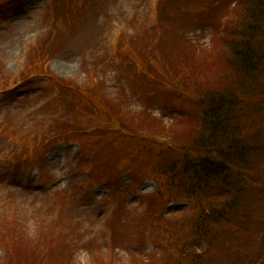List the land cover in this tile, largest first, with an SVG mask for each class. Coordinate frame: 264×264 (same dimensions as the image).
Masks as SVG:
<instances>
[{
    "label": "rangeland",
    "instance_id": "374dc122",
    "mask_svg": "<svg viewBox=\"0 0 264 264\" xmlns=\"http://www.w3.org/2000/svg\"><path fill=\"white\" fill-rule=\"evenodd\" d=\"M203 1L180 2L178 7L173 4L171 9L183 7L190 13L172 21L163 17L158 25L166 4L163 0H0V264L7 257L4 247L10 235L14 242L24 244L35 243L37 236L48 244L58 238L56 248L67 244L74 250L70 264H99L98 258H103L104 264H176L172 251L159 243L157 233L153 240L143 236L139 243V238H133L127 230L122 246H114L110 225H118L119 220L135 223L145 213L151 217L146 222L154 224L156 217L157 226L171 223L177 238L188 231L190 205L173 203L163 209V205L156 210L146 209L147 196L155 192L154 184L142 180L136 184L120 171L104 180L113 184L112 191L103 181L89 180L88 168L78 158L79 147L68 134L75 124L71 118L74 114L65 106L66 100L61 99L56 106L51 103L58 92L48 79L82 87L90 85L93 76L91 80L105 90V97L124 92L122 97L111 96L109 100L121 113L124 124L144 131L147 137L164 138L177 146L188 144L191 130L181 133V129H171L183 112L168 109L174 108L168 93L162 91L155 97L159 99L157 105L145 96L137 99L130 74L119 70L109 57L114 40L120 36L133 48L135 39L138 54L148 53L162 36L166 45L181 38L179 42L193 43L189 54L194 55L196 69L204 73L208 84L222 82L228 70L217 72L216 68L217 57L226 58L220 31L229 21V11H236L237 6L226 0L220 5L216 2L221 0ZM198 6L203 9L197 11ZM139 34L146 37L140 38L144 43L138 42ZM38 55L44 57L43 63L48 58L42 65L47 74L35 77L28 65ZM74 100L78 101V95ZM144 106L147 116L143 122L138 114ZM261 116L264 120V113ZM54 117L62 122H55ZM50 128L55 130L50 133ZM251 137L254 143L264 146V121ZM118 144L124 147L123 142ZM261 214L264 221V211ZM61 229L68 232L62 235ZM197 247L204 249L202 244ZM221 247H213L219 257L230 254ZM252 264H264V251Z\"/></svg>",
    "mask_w": 264,
    "mask_h": 264
},
{
    "label": "trees",
    "instance_id": "16d2710c",
    "mask_svg": "<svg viewBox=\"0 0 264 264\" xmlns=\"http://www.w3.org/2000/svg\"><path fill=\"white\" fill-rule=\"evenodd\" d=\"M202 1L198 0L199 4ZM226 1L235 3L237 8L232 13L229 11V21L224 22L220 31L226 58L221 60L218 56L216 68L217 72L221 68L228 70L222 82L214 80L213 86L208 84L204 73L196 69L194 55L189 54L194 49L193 43L179 42L181 38L166 45L162 36L148 53L138 54L135 39L134 49L120 36L114 40L109 57L119 70L130 74L137 99L145 96L156 103L159 93H168L167 99L174 106L168 109L178 108L183 112L181 119L175 118L171 129L174 132L181 129V133L191 130L192 139L188 144L177 146L164 138L147 137L144 131L124 124L121 113L110 103L111 96L122 97L124 92L105 97V90L91 80L93 76L90 85L82 87L48 79L58 92L51 103L56 106L61 99L66 100L65 106L74 114L71 118L75 124L69 127L68 134L79 147L78 158L88 168L89 180L103 181L112 191L113 184L104 180L120 171L136 184L142 180L155 185V192L146 198V209L156 210L162 205L163 209L173 203L188 204L192 208L187 218L188 231L179 234L181 237L175 238L171 223L157 226L156 217L152 224L145 221L151 217L143 213L136 219L137 224L119 220L118 225H110L114 246H122L128 230L133 238H139V243L144 240L143 236L153 240L157 233L159 243L172 251L176 264H252L264 251L261 233L264 221L260 219L264 211V146L254 143L251 137L264 121L261 116L264 113V0ZM163 2L166 4L161 9L158 25L163 17L172 21L190 13L189 9L180 7L176 11L170 6L180 2L193 4L194 0ZM216 3L220 5L222 0ZM202 9L197 7V11ZM136 38L141 44L146 37L139 34ZM44 60L42 55L31 60L28 68L33 76L47 74L42 65L48 58L45 63ZM77 95L78 101H75ZM146 108L137 113L143 122ZM59 109L62 112L63 107ZM63 111L65 114L66 110ZM54 118L55 122H62L61 118ZM53 130L50 128V133ZM118 141L124 147L120 148ZM84 189L89 190L88 186ZM65 231L60 234L64 235ZM12 236H8L4 247L7 256L4 264H70L74 250L67 244L56 248L58 238L48 244L37 236L35 243L24 244L14 242ZM197 244H202L204 249L199 250ZM218 244L230 254L219 257L218 250L213 248ZM97 261L105 263L103 258Z\"/></svg>",
    "mask_w": 264,
    "mask_h": 264
}]
</instances>
